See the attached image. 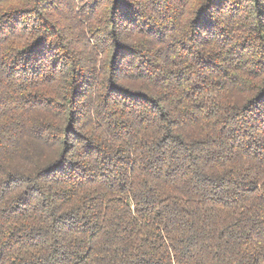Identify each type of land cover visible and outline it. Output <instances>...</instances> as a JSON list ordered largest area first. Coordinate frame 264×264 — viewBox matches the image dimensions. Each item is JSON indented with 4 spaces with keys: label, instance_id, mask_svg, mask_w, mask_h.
I'll use <instances>...</instances> for the list:
<instances>
[{
    "label": "trees",
    "instance_id": "16d2710c",
    "mask_svg": "<svg viewBox=\"0 0 264 264\" xmlns=\"http://www.w3.org/2000/svg\"><path fill=\"white\" fill-rule=\"evenodd\" d=\"M0 264H264V0H0Z\"/></svg>",
    "mask_w": 264,
    "mask_h": 264
}]
</instances>
